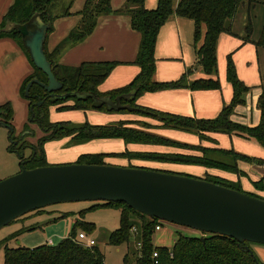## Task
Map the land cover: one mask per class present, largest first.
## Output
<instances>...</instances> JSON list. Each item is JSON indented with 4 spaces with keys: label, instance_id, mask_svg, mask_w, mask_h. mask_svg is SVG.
Here are the masks:
<instances>
[{
    "label": "trees",
    "instance_id": "16d2710c",
    "mask_svg": "<svg viewBox=\"0 0 264 264\" xmlns=\"http://www.w3.org/2000/svg\"><path fill=\"white\" fill-rule=\"evenodd\" d=\"M246 0H158L155 8H147L146 0H126L117 9L112 7V0H86L82 9L74 13L72 7L75 0H14L13 4L0 22V39L11 38L23 50L34 68L22 82L20 94L29 103V118L23 131L17 135L14 129L15 110L13 103L7 101L0 105V126L10 129V151L17 152L21 158V168L25 166L32 169L47 166L43 143L48 139H69L70 145L85 144L94 140L121 139L127 145H166L197 150L199 155L182 153H148L132 151L126 148L120 153H83L75 161L80 164H106L108 156H135L141 160H172L200 165L205 169H218L236 176L230 180L218 175L206 173L203 177L183 172L155 169L170 173H178L203 178L208 181L246 192L242 185V178L248 173L241 168V163L258 164L264 166V158L250 157L235 151L220 147H205L198 144H189L158 133L159 128L173 129L192 133L201 140L209 138L210 133H224L237 135L256 142L264 148V78L261 83L262 92L258 99L261 110V120L256 126H247L231 119L234 108L244 102L243 95L250 90L241 81L235 70L231 58L228 59L227 77L233 86V100L231 104L224 105L215 118H197L180 114L156 110L138 104V99L148 92H157L173 88L220 89L217 78L211 77L218 71L217 46L220 35L231 31L235 15L240 5ZM39 12L43 21L48 24L45 53L52 63V71L56 78L63 83L58 94L79 92L92 94L97 98H110L114 104L120 99L118 108L110 107L105 103L98 104L93 96L79 98L69 96L66 99L52 98L41 85L34 83L29 92H26L28 83L36 78L48 83L47 75L33 63L29 52L23 46L22 35L18 30L7 32L4 30L9 23L24 24L35 13ZM77 14L80 16L78 24L50 51L48 48L49 35L54 31L55 21L59 18ZM127 15L131 18V27L141 34V41L136 58L131 64L140 67L139 73L128 84L109 90L101 91L100 86L110 76L114 68L122 62L119 61H85L77 66L60 63L64 52L91 35L97 26L98 20L104 15ZM191 19L194 21V44L198 64L210 77L191 80L193 67H188L180 78L172 81L156 80V45L162 27L172 16ZM249 39L251 28L248 25ZM258 46L264 47V26ZM68 101H72L71 104ZM55 105L58 109L72 108L84 111L98 109L108 112L132 113L143 117L155 119L158 125L143 121V127L134 126V121H117L108 125H91L89 123L76 124L70 121L52 122L50 107ZM141 123V122H140ZM32 124H37L44 133L38 146L29 144L34 153L30 157L24 156L26 138L34 135ZM158 128V129H157ZM154 131V132H153ZM40 149L41 154H38ZM30 163L31 165H27ZM142 167V166H135ZM154 169V168H152ZM257 190L264 191V175L253 181ZM255 196V195H253ZM102 206H113L120 209V226L115 229L109 243L120 245L129 242L133 230L140 235L139 253L135 264H263L247 248L251 242L241 243L235 238L203 232L202 237H191L180 234L174 245L155 246L153 234L161 220L141 213L124 202H102ZM84 210L79 213L82 215ZM66 216L73 215L67 213ZM80 225L86 232L92 233L95 224L92 222L76 220L71 234L57 244H41L36 247H5L4 264H104L105 255L96 246H88L77 240L76 227ZM18 233L11 235V238ZM8 241V240H7ZM4 241L3 243H7ZM158 255L155 257L154 253ZM258 259V262L255 260ZM130 256L126 254L124 263H129Z\"/></svg>",
    "mask_w": 264,
    "mask_h": 264
},
{
    "label": "rangeland",
    "instance_id": "374dc122",
    "mask_svg": "<svg viewBox=\"0 0 264 264\" xmlns=\"http://www.w3.org/2000/svg\"><path fill=\"white\" fill-rule=\"evenodd\" d=\"M64 1L67 2V0ZM153 1L157 4V0ZM81 3L82 0L75 1L72 9H74L76 5L81 7ZM175 18V15L172 16L167 21V23L174 20ZM184 20L194 24L193 20L191 21V19L186 18ZM166 24L164 26H166ZM248 25L251 28L249 39H247ZM263 26L264 0L244 1L238 8L231 31L223 32L218 40V71L214 77L219 80L221 86L220 89H184L212 92L217 90L219 97L221 98V107L231 104L234 94L233 86L227 77V64L229 58H231L233 64L235 65L236 75L241 81L249 86L250 89L254 90L256 88H260L264 78V47L258 46L256 43L260 38ZM194 28L195 24L193 25L192 33H189L191 40H186L188 37L184 32V48L187 47L190 52H192V47L195 49V45L193 44L194 42H192L194 37ZM175 49H173V51L169 52L168 54H165L166 56H163L167 58H159L157 55L156 63L158 62L159 64L160 62H167L171 65L181 64L184 66V54L180 39L178 44L175 46ZM19 59L20 58H18L13 66L9 67L7 71H4L0 67V105L6 101H11L13 103L15 110L13 125L17 135L23 131L29 118V103L21 96L20 87L23 80L34 71V68L31 67L30 73L26 74L27 68L31 63H28V59H26V63ZM202 74L203 76H200L199 73V77L207 78V74L204 71H201V75ZM16 75H24L25 77L22 82H20V84L18 82L15 90H5L3 87L6 81H14L16 79ZM180 76L178 78H180ZM174 89L181 88L166 90ZM247 93L243 95L244 102L240 104L241 107L245 106L246 104ZM228 94H230V99L229 97L227 98ZM6 96L11 97V99L4 98ZM4 99L6 100L1 102ZM14 99L16 102H14ZM71 102L72 101H68L69 104H71ZM125 114L129 113L108 112L98 109H92L88 111L72 108L58 109L55 105L50 107V119L52 122L70 121L76 124L89 123L91 125H108L120 121L125 117L127 118L128 115ZM218 114L219 110L211 117L202 118H215ZM205 115L210 116L212 113L206 112ZM185 116L197 117L196 114ZM133 117L136 116H130L129 118ZM198 118L201 117L198 116ZM138 126L143 127V121L141 124H138ZM31 128L35 131V133L34 135L26 138L25 144L27 143V145L24 147V156L26 158L30 157L35 151L29 147V144L32 143L33 145L38 146L39 140L44 136L43 131L37 124H32ZM9 131L10 129L8 127L4 125L0 126V180L12 176L21 170L20 155L17 152L10 151L9 149V146L12 144V140H10L9 137ZM173 134H175V132ZM182 134H184V137L188 138V140L183 142L189 144L197 143L196 140H194L195 138H198L197 136L189 133ZM121 142L122 141L120 140H102L100 142L91 144L70 145V143H67L66 138L48 139L43 143V151L45 154V161L48 165H61L74 163L76 159L83 153H120L125 150L123 148H119L121 145H123V142ZM200 142L201 143H198V145L200 144L205 147L215 145V147L234 149L235 151L250 157L264 158V149L260 145L256 144V142L252 140L240 136L231 137L223 133H217L216 135H211L209 138L204 140L200 139ZM141 151L148 153H182L199 155L197 150L192 151L181 147L178 148L175 146L166 145H145L141 146ZM38 154H41L40 149L38 150ZM136 162H145L146 165L147 163L155 164L169 171H180L196 176H198L199 171L203 169L202 166L192 163L165 159L146 161L138 159L135 156H129L127 158L120 155H111L105 160L106 164L128 167H135L136 165L140 164ZM27 165L31 164L28 163ZM248 165L246 166L250 167L249 171L251 176L256 179L258 178L259 180L258 176H254L256 173L251 169L252 166ZM253 165V167H263L262 165L258 164ZM251 171H253V173ZM253 177H245L242 179L244 190L253 193V195L256 197L264 199V191L257 190L254 187L253 181L256 180ZM101 203L102 201H71L57 203L27 213L26 215L14 220L10 224L2 227L0 229V264H4V253L6 246H22L32 248L45 243L57 244L62 239L68 237L71 234L76 220L92 222L95 224V229L92 233L86 232L80 225L76 227L75 231L77 234L84 231L89 238L95 240L94 246L99 248L105 255L104 264H125L124 257L126 254H129L130 256L128 264H135L136 258L139 254L137 252L140 239L139 232L137 230L133 231L129 242L120 245L110 244L109 237L111 233L120 226V209L113 206L98 205ZM83 210L84 213L79 215V213ZM67 213H73V215L66 216L65 214ZM16 233H18V236L11 238V235ZM180 234L191 237L203 236V232L200 230L161 220V229L156 230L153 234V244L155 246H167L171 248ZM4 241H7V243L4 244ZM251 248L254 250L260 262L264 264V244L251 243Z\"/></svg>",
    "mask_w": 264,
    "mask_h": 264
},
{
    "label": "water",
    "instance_id": "95a60500",
    "mask_svg": "<svg viewBox=\"0 0 264 264\" xmlns=\"http://www.w3.org/2000/svg\"><path fill=\"white\" fill-rule=\"evenodd\" d=\"M48 29L39 12L24 24L9 23L4 28L21 33L33 63L48 77V83L32 79L26 92L36 83L52 98L91 95L99 105L118 108L119 98L114 104L110 98L92 94H58L63 83L56 78L45 53ZM71 201L124 202L153 218L229 236L241 243L264 244L262 198L189 175L146 167L75 162L32 169L22 166L18 173L0 180V229L32 211ZM247 248L253 253L250 246ZM255 260L258 262L256 257Z\"/></svg>",
    "mask_w": 264,
    "mask_h": 264
},
{
    "label": "crops",
    "instance_id": "0c3cea01",
    "mask_svg": "<svg viewBox=\"0 0 264 264\" xmlns=\"http://www.w3.org/2000/svg\"><path fill=\"white\" fill-rule=\"evenodd\" d=\"M85 1L86 0H82L81 7L76 5L75 8L72 9V11L76 13L80 9H82ZM125 1L126 0H112V7L114 9L120 8L125 3ZM13 2L14 0H0V22L2 21L4 15L7 13ZM155 4L156 3H154L153 0H146L147 8L150 9L155 8L157 6V4L156 5ZM175 17L176 18L174 20L167 23L166 26H163L160 31V35L156 45V57L158 55L159 58H167L163 56H166L165 54H168L169 52L173 51V49H175V46L178 44L180 39L184 54V66L181 64L171 65L168 64L167 62H162V63L160 62L158 64L157 62L156 79L160 81L175 80L180 75H182L188 67H193L194 69L193 73L189 77L191 80L202 78L199 77V73L200 76H203V74L201 75V71L203 70L201 66L198 64L194 47H192V52H190L187 47L184 48V40H183L184 32L188 37L186 40L187 41L191 40L189 33H192L194 24H191V22H187L186 20H184L186 18H182L178 16ZM79 20H80V16L74 14L68 17L59 18L55 21L54 31L49 35V39H48V48L50 51H52L56 47V45L69 34V32L78 24ZM140 41H141V34L138 31L132 29L130 16L116 15V14L104 15L99 18L97 26L91 35H89L84 41H82L78 45L71 47L64 52V54L60 58V63L77 66L85 61L122 62V64L114 68L110 76L100 86L101 91L104 92L109 91L114 88H118L128 84L139 73L140 67L135 64H131L130 62H133L136 58V55L139 50ZM192 42H194V37ZM18 58H20L19 60L23 61L24 63H26V59H28L25 53L23 52V50L13 39L11 38L0 39V67L4 71H7L9 67L13 66V64ZM30 65L31 64H29V67L27 68L26 74L30 73L31 71L30 68L32 66ZM25 76L16 75L15 76L16 79L11 82L7 80L3 88L5 90H12V91L15 90L18 82L20 84V82H22ZM214 76L215 75H212L211 77ZM207 77H210V75H207ZM261 92H262L261 87L256 88L254 90L250 89L246 94L245 106L241 107V105L239 104L234 109L233 114L231 115V119L234 122L247 126L258 125L261 120V110L258 106V99ZM228 97L230 99V94L227 95V98ZM4 98L11 99V97L9 96H6ZM5 100L6 99H4L1 102H4ZM14 102H16L15 99ZM137 102L138 104L145 107L151 106L150 108L156 110H161L171 113L174 112L175 114L177 113L184 116L196 114L197 118L198 116L201 118L211 117L218 110L220 112L222 109L221 98L219 97L217 90H215L214 92L192 91L181 88L174 90L148 92L142 95L141 97H139ZM206 112H210L212 113V115L210 116L205 115ZM125 115H128L127 118L125 117L120 121H134L135 122L134 126L136 127H139L138 124H141L139 122L142 121L151 123L153 125L159 124V122L155 119L143 117L138 114L129 113ZM134 115L136 117L129 118L130 116H134ZM156 131H158V133H161L165 136H168L170 138L176 139L181 142L188 140V138L184 137V134H182L187 132L173 130V129H162V128H159ZM174 132L175 134H173ZM216 134L217 133H210L209 136ZM228 136L232 137L237 135H228ZM198 138L194 139L197 142L196 144L201 143L200 138L199 140ZM103 140H120L123 142V145H121L119 148H123V149L130 148V150L132 148V151H141V146H145L139 144L127 145L121 139H103ZM68 141L69 139H67V143ZM100 141L102 140H94L85 144H91ZM207 147H215V145L207 146ZM136 163H140L139 165L136 166L166 170L160 167L159 165H155V164L147 163L146 165L145 162L144 163L136 162ZM246 165L248 164L246 163L240 164L241 168L248 173V178L249 177L252 178L253 176H251V173L249 171L250 167H247ZM249 165L252 167L254 166L253 164L252 165L249 164ZM252 167L251 169L256 173V175L254 174L252 175L258 176L260 179V177L264 175V166L253 167V168ZM202 168L203 169L200 170L198 174V176L200 177H203L208 172L212 175H218L221 177L228 178L230 180H236V176L228 172L222 170L218 171L217 169H205L204 167ZM253 171L251 172L253 173ZM254 179L258 180V178L257 179L254 178Z\"/></svg>",
    "mask_w": 264,
    "mask_h": 264
},
{
    "label": "built area",
    "instance_id": "2783aa9c",
    "mask_svg": "<svg viewBox=\"0 0 264 264\" xmlns=\"http://www.w3.org/2000/svg\"><path fill=\"white\" fill-rule=\"evenodd\" d=\"M159 229H161V224L156 226V230H159ZM133 231H135V229ZM77 240L84 243L85 245H88V246H93L95 244V240L89 238L88 235L86 234V232H84V231L78 233ZM157 255L158 254L155 252L154 256L156 257Z\"/></svg>",
    "mask_w": 264,
    "mask_h": 264
}]
</instances>
